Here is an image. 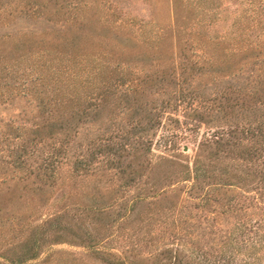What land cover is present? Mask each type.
I'll use <instances>...</instances> for the list:
<instances>
[{"label": "trees", "instance_id": "trees-1", "mask_svg": "<svg viewBox=\"0 0 264 264\" xmlns=\"http://www.w3.org/2000/svg\"><path fill=\"white\" fill-rule=\"evenodd\" d=\"M123 1L0 0V264H264V0Z\"/></svg>", "mask_w": 264, "mask_h": 264}, {"label": "rangeland", "instance_id": "rangeland-1", "mask_svg": "<svg viewBox=\"0 0 264 264\" xmlns=\"http://www.w3.org/2000/svg\"><path fill=\"white\" fill-rule=\"evenodd\" d=\"M123 2L126 5V7H123L124 10L129 12V14L131 15L138 16L139 18L144 17V19H148L150 17L149 15H152L158 22L160 21L161 23H164L166 20H168L170 15L168 8V0H157L155 7L150 4V14L147 13L146 10H138L139 6L149 4L147 0H124ZM222 2H225V0H222ZM22 106V102L18 101L13 102L12 104L0 105V119L6 120V118H9L10 116H15L16 114H18ZM180 144H184L186 146V150L183 151V157H185L186 159H190L195 147L194 142L190 140H183L182 142H180ZM151 148L153 152H156L155 146H153V144L151 145ZM51 249L61 250L63 252L69 253L71 252L76 256L83 252V249L81 247L68 243L54 244L51 246ZM37 262L38 259L30 261L29 264H35Z\"/></svg>", "mask_w": 264, "mask_h": 264}]
</instances>
